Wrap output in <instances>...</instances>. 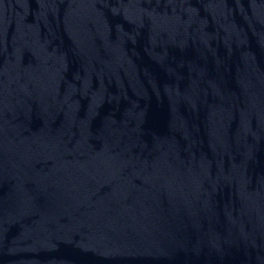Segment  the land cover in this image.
I'll list each match as a JSON object with an SVG mask.
<instances>
[{
    "label": "water",
    "instance_id": "1",
    "mask_svg": "<svg viewBox=\"0 0 264 264\" xmlns=\"http://www.w3.org/2000/svg\"><path fill=\"white\" fill-rule=\"evenodd\" d=\"M0 264H264V0H0Z\"/></svg>",
    "mask_w": 264,
    "mask_h": 264
}]
</instances>
